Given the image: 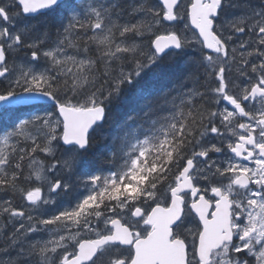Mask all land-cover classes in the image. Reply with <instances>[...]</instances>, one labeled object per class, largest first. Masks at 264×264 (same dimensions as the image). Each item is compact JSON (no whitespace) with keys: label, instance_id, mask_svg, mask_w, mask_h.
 <instances>
[{"label":"snow or ice","instance_id":"1","mask_svg":"<svg viewBox=\"0 0 264 264\" xmlns=\"http://www.w3.org/2000/svg\"><path fill=\"white\" fill-rule=\"evenodd\" d=\"M246 7L0 0V133L26 136L0 151V264H264V0ZM185 48L201 63L177 67ZM164 66L160 135L99 151L112 106Z\"/></svg>","mask_w":264,"mask_h":264},{"label":"trees","instance_id":"2","mask_svg":"<svg viewBox=\"0 0 264 264\" xmlns=\"http://www.w3.org/2000/svg\"><path fill=\"white\" fill-rule=\"evenodd\" d=\"M44 22V18H41ZM51 18L48 17L46 18V22H42L43 24L41 25L43 27L44 24L50 22ZM195 60H197L198 62V59L195 58ZM198 63H201L200 60ZM168 68V67H167ZM163 72L165 73H159V74H156V78H153L154 81L150 80L149 76H147V78L145 77L144 81H142V84H146L145 85V89H153L154 86L156 88V90L159 92H161V89L163 87H167V81L168 79H173V80H177L179 79L178 78V74L176 73L175 77H169L167 80H166V70H163ZM161 71V72H162ZM170 71L173 72L174 71V67L170 68ZM159 75V76H158ZM149 78V79H148ZM177 78V79H176ZM157 79V80H156ZM148 80V81H147ZM162 80V81H161ZM150 81V82H149ZM157 81V82H156ZM166 81V82H165ZM149 82V83H148ZM152 82V83H151ZM162 82V83H161ZM156 83H159L158 86L156 85ZM164 83V84H163ZM149 85V86H148ZM154 85V86H152ZM162 85V86H161ZM157 86V87H156ZM195 86V85H194ZM193 85H190V87H194ZM158 87H160L158 89ZM155 88L151 91V92H154ZM193 91H195V89L193 88ZM131 93L133 94H136V91H130ZM153 96V98H152ZM155 96V97H154ZM132 98V99H131ZM144 98V99H143ZM141 98L142 100V103L143 105H145V107H148L147 109H154L153 111H151L147 116L145 115V112H143L142 114L138 112H136V102H137V99L135 98V96H131L129 98L126 99V101L122 104L120 101H118L120 103V109L119 107L117 109H115V114L112 116L111 115V118L110 120H108L106 123V126L103 128L102 131H99L96 133V136L99 140V143L97 145V148L99 151H102L104 150L106 147L112 145L111 144V141H114L115 138L119 137V136H122L126 131H129L132 133V135H144V134H149L151 135L153 132H155L157 135H160V131L159 129L161 128V125H162V117L163 116H166V115H175L176 114V110L173 109V111H169L171 108L168 107L169 104H165L163 106H160V105H156L157 103H159L160 101L166 99V97H160L159 95H153L151 94L150 96H146V97H143ZM147 98V99H145ZM151 98V100H150ZM158 98V99H157ZM149 99V101H148ZM144 100V101H143ZM157 100V101H156ZM151 101V102H150ZM153 101V102H152ZM155 101V102H154ZM117 102V103H118ZM134 102V103H133ZM126 103V104H125ZM178 103V102H177ZM132 105V106H131ZM150 105V106H149ZM133 108V109H132ZM131 109V110H130ZM165 109V110H164ZM155 111H157L160 115H162L161 117L159 115H157L156 119L158 121V123L156 125H153L151 123V118L153 119L154 115H155ZM131 112V113H130ZM139 113V114H138ZM154 113V115H153ZM117 114V115H116ZM132 114H134L132 116ZM120 115V116H118ZM117 116V117H116ZM132 116V119H130L129 117ZM138 116V117H137ZM140 116V117H139ZM119 117V118H118ZM136 117V119H135ZM134 118V119H133ZM141 118L143 120H141ZM125 119H127L125 121ZM161 119V120H160ZM131 120V121H130ZM134 120H135V123H134ZM147 121V122H146ZM123 122V123H122ZM130 122V123H128ZM150 122V123H149ZM128 123V124H127ZM119 127H118V126ZM128 125V126H127ZM137 125V126H135ZM123 126V127H122ZM127 126V127H126ZM130 126V127H129ZM134 126V127H133ZM118 127V128H117ZM124 127H126L124 129ZM123 128V129H122ZM137 128V129H136ZM122 129V130H121ZM129 129V130H128ZM126 130V131H125ZM166 130V129H165ZM112 132V133H111ZM123 133V134H122ZM109 134V135H108ZM111 135V136H110ZM106 138V139H105ZM103 141H102V140ZM108 139V140H107ZM105 140V141H104ZM30 143V142H29ZM110 143V144H109ZM104 144V145H103ZM105 147V148H104ZM123 160H119V162H122Z\"/></svg>","mask_w":264,"mask_h":264},{"label":"rangeland","instance_id":"3","mask_svg":"<svg viewBox=\"0 0 264 264\" xmlns=\"http://www.w3.org/2000/svg\"><path fill=\"white\" fill-rule=\"evenodd\" d=\"M239 1V4L241 3L240 1L241 0H238ZM257 1V0H256ZM242 6H243V4H241ZM248 10V12H250V10H249V8H247ZM254 9V8H253ZM236 11H238V10H236ZM232 13H235V10L234 11H232ZM46 18L47 17H44V22H46ZM187 48H185L184 50H186ZM189 49H191V48H189ZM69 55H72L70 52H69ZM181 55H183V51H182V53H181ZM21 57L20 58V60H19V63H21L22 65H24V66H27L29 63H30V61L28 60V58H27V56H22V54L21 55H18L16 58H18V57ZM188 60H191V61H193V59H188ZM42 66V65H41ZM70 67H71V65H69ZM179 65H177V67H178ZM168 68H167V71H166V80L169 78V77H173V76H175L176 75V73H177V71H176V67H174V71L173 72H171L169 69L171 68L170 66H167ZM16 71H17V69H14L12 72H10L9 73V76L10 77H12V76H14L15 74H16ZM160 71V70H159ZM172 73V74H171ZM151 75H153V74H150V76ZM153 77H156V74L155 75H153ZM137 95H135V97H136ZM140 96H137V98H139ZM115 105V104H114ZM114 105L112 106V107H114ZM19 137H23L24 139H26V136L23 134V133H21V134H19ZM121 156L123 155L122 153L120 154ZM122 160V159H121ZM76 195H73V198L75 197ZM62 198H64V197H62ZM66 198V197H65ZM63 199L60 203L62 204L61 206H60V208L61 207H63V206H69V200H66V199ZM73 201H70V203H72ZM59 208V209H60Z\"/></svg>","mask_w":264,"mask_h":264},{"label":"bare ground","instance_id":"4","mask_svg":"<svg viewBox=\"0 0 264 264\" xmlns=\"http://www.w3.org/2000/svg\"><path fill=\"white\" fill-rule=\"evenodd\" d=\"M195 64H197V60H195ZM173 68V67H172ZM170 70V69H169ZM172 74V73H171ZM151 76H153V75H151ZM159 76V75H158ZM175 76H173V78H174ZM147 78V77H146ZM156 78V77H155ZM179 78V77H178ZM149 79V78H148ZM177 79V78H176ZM157 80V79H156ZM148 81V80H147ZM153 81H154V79H153ZM162 81V80H161ZM150 82V81H149ZM148 82V83H149ZM157 82V81H156ZM166 82V81H165ZM168 82V81H167ZM152 83V82H151ZM162 83V82H161ZM145 84V83H144ZM164 84V83H163ZM168 84V83H167ZM146 85V84H145ZM149 86V85H148ZM152 86H154V85H152ZM162 86V85H161ZM194 86V85H193ZM157 87V86H156ZM166 87V86H165ZM195 87V86H194ZM160 87H158V89H159ZM152 89V88H151ZM154 89V88H153ZM155 90H156V88H155ZM154 90V91H155ZM135 91V90H134ZM160 92V91H159ZM154 95V94H153ZM155 97V96H154ZM136 98V97H135ZM152 98H153V96H152ZM132 99V98H131ZM144 99V98H143ZM145 99H147V98H145ZM158 99V98H157ZM142 100V99H141ZM150 100H151V98H150ZM144 101V100H143ZM148 101H149V99H148ZM157 101V100H156ZM121 102V101H120ZM151 102V101H150ZM153 102V101H152ZM155 102V101H154ZM119 103V102H118ZM134 103V102H133ZM137 103V102H136ZM123 104V103H122ZM126 104V103H125ZM124 105V104H123ZM157 105V104H156ZM125 106V105H124ZM132 106V105H131ZM150 106V105H149ZM161 106V105H160ZM148 108V107H147ZM119 109H120V107H119ZM133 109V108H132ZM150 109V108H149ZM131 110V109H130ZM165 110V109H164ZM176 110V109H175ZM136 112H138V111H136ZM156 112V111H155ZM131 113V112H130ZM139 114V113H138ZM114 115V114H113ZM117 115V114H116ZM134 114H132V116H133ZM153 115H154V113H153ZM118 116H120V115H118ZM132 116L131 117H129L130 119H132ZM147 116V115H146ZM117 117V116H116ZM138 117V116H137ZM140 117V116H139ZM119 118V117H118ZM158 118V117H157ZM134 119V118H133ZM135 119H136V117H135ZM110 120V119H109ZM127 119H125V121H126ZM141 120H143L142 118H141ZM153 120V119H152ZM161 120V119H160ZM131 121V120H130ZM147 122V121H146ZM123 123V122H122ZM128 123H130V122H128ZM127 123V124H128ZM134 123H135V120H134ZM150 123V122H149ZM118 126V125H117ZM120 126V125H119ZM118 126V127H119ZM128 126V125H127ZM126 126V127H127ZM135 126H137V125H135ZM117 127V128H118ZM123 127V126H122ZM126 127H124V129L126 128ZM130 127V126H129ZM134 127V126H133ZM123 129V128H122ZM121 129V130H122ZM137 129V128H136ZM129 130V129H128ZM126 131V130H125ZM112 133V132H111ZM123 134V133H122ZM109 135V134H108ZM111 136V135H110ZM102 140V139H101ZM108 140V139H107ZM103 141V140H102ZM105 141V140H104ZM110 144V143H109ZM104 145V144H103ZM105 148V147H104ZM103 151V150H102Z\"/></svg>","mask_w":264,"mask_h":264},{"label":"flooded vegetation","instance_id":"5","mask_svg":"<svg viewBox=\"0 0 264 264\" xmlns=\"http://www.w3.org/2000/svg\"><path fill=\"white\" fill-rule=\"evenodd\" d=\"M38 158H40V157H38Z\"/></svg>","mask_w":264,"mask_h":264}]
</instances>
